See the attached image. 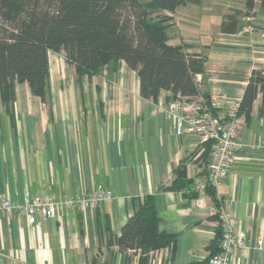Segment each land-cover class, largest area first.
I'll return each instance as SVG.
<instances>
[{
  "label": "crops",
  "instance_id": "obj_1",
  "mask_svg": "<svg viewBox=\"0 0 264 264\" xmlns=\"http://www.w3.org/2000/svg\"><path fill=\"white\" fill-rule=\"evenodd\" d=\"M233 1L226 0L225 8L242 12L236 33L218 30L209 44H198L181 35L179 8L169 32L171 42L197 43L195 52L207 54L206 86L210 98H218V116L242 97L246 82L236 76L264 70V12L245 15L244 0L238 6ZM103 71L88 78L74 70L72 88L60 78L59 92H52L50 69L47 103L24 82L16 84L12 103L5 105L0 96V198L72 197L97 187L113 192L111 200L85 212L36 215L34 223L15 213L0 217L1 261L137 264L136 259L126 262L114 242L146 195L153 198L158 231L177 236L174 250L150 254L151 264H190L209 256L216 224L207 218L213 204L209 195L195 193L193 183L205 174L206 162L196 157L199 137L181 133L177 123L178 116L189 114L188 104L168 113L169 94L160 92L156 102L143 98L137 73L123 62ZM237 135L243 149L216 188L233 231L246 235V249H234L229 264H264V93L254 100L248 122L238 118ZM179 168L189 186L167 190ZM260 238L263 249L256 248Z\"/></svg>",
  "mask_w": 264,
  "mask_h": 264
},
{
  "label": "trees",
  "instance_id": "obj_2",
  "mask_svg": "<svg viewBox=\"0 0 264 264\" xmlns=\"http://www.w3.org/2000/svg\"><path fill=\"white\" fill-rule=\"evenodd\" d=\"M197 0H0V96L5 105L12 103L17 83H26L29 92L47 103L51 93L49 53L63 54L66 65L78 77H93L108 65L123 62L135 71L140 95L153 102L160 92L171 100L191 101L200 97L209 105L206 86L207 54L195 52L197 43L171 42L172 15L177 8ZM245 15L264 12V0H244ZM240 11L229 10L222 18L220 32L236 33ZM205 48V47H204ZM237 103L236 117L248 122L252 104L264 93V70L250 72ZM212 109L214 115L218 116ZM197 149V152L199 151ZM209 147L204 146L197 160L207 163ZM182 169L167 190L188 187ZM205 172V171H204ZM198 176H201L200 174ZM194 183V181H193ZM195 189V188H194ZM195 193H197L195 189ZM194 193V194H195ZM212 201L208 220L215 222L209 259L221 250L224 213L216 189L206 186ZM198 194V193H197ZM115 245L124 260L151 264L150 254L166 247L175 249L177 236L158 231L159 217L151 195L137 200ZM128 252H132L128 255ZM130 256V257H129Z\"/></svg>",
  "mask_w": 264,
  "mask_h": 264
},
{
  "label": "built area",
  "instance_id": "obj_3",
  "mask_svg": "<svg viewBox=\"0 0 264 264\" xmlns=\"http://www.w3.org/2000/svg\"><path fill=\"white\" fill-rule=\"evenodd\" d=\"M188 104L189 114L178 116V129L181 133L193 134L199 137V151L196 157L203 152L204 146L209 147V157L203 176H196L194 181L198 194H204L206 186L217 188L227 178L235 163L238 153L243 149V143L238 138V118L236 117L237 104L227 107L223 116H216L212 109L219 107L218 98H210L209 105H204L200 97L186 101L177 98L169 102L165 108L168 113L184 110ZM113 198L110 189L97 187L92 191L75 194L72 197L50 193L42 196L24 197L22 201H12L0 198V217L15 213L24 216L29 223H34L36 215L43 218H53L60 212H85L96 209L101 203ZM224 216L223 237L220 253L211 257L208 264H229L234 249H246V235L243 231H233L229 217ZM257 249H263V240L256 242ZM0 264H18L13 258L0 260Z\"/></svg>",
  "mask_w": 264,
  "mask_h": 264
},
{
  "label": "rangeland",
  "instance_id": "obj_4",
  "mask_svg": "<svg viewBox=\"0 0 264 264\" xmlns=\"http://www.w3.org/2000/svg\"><path fill=\"white\" fill-rule=\"evenodd\" d=\"M225 2L226 0H198L196 3H189L187 7H180L177 18L180 21L181 35L191 38L198 44H209L210 40L208 38L214 36L220 29L222 18L228 12L225 8ZM233 2L235 6H238L241 0H234ZM49 58L51 77L54 83L52 92H59L58 81L60 80L57 79L60 78H64L63 83L65 86L68 84L69 88H72L73 79L75 78L74 69L66 65L63 54L55 56L50 53ZM102 75L105 76V71ZM69 91L73 92L71 89Z\"/></svg>",
  "mask_w": 264,
  "mask_h": 264
}]
</instances>
